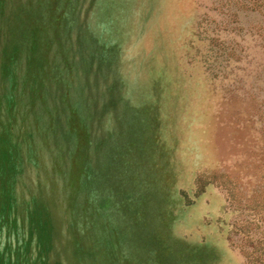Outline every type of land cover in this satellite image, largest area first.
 <instances>
[{"label": "rangeland", "instance_id": "obj_1", "mask_svg": "<svg viewBox=\"0 0 264 264\" xmlns=\"http://www.w3.org/2000/svg\"><path fill=\"white\" fill-rule=\"evenodd\" d=\"M0 264H264V0H0Z\"/></svg>", "mask_w": 264, "mask_h": 264}]
</instances>
